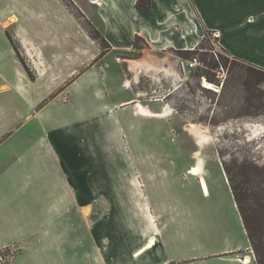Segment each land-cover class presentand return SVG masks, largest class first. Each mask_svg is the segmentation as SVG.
Masks as SVG:
<instances>
[{"label": "crops", "instance_id": "obj_1", "mask_svg": "<svg viewBox=\"0 0 264 264\" xmlns=\"http://www.w3.org/2000/svg\"><path fill=\"white\" fill-rule=\"evenodd\" d=\"M87 1L104 23L109 56L194 52L209 32L226 55L264 71V0H146L144 10L137 7L142 0ZM88 41L87 47H75V56L62 59V69L57 62L58 71L47 82H57L56 88H47L49 96L65 84L60 94L76 101L69 105L71 121L61 127L26 129L22 124L13 130V94L0 79V251L21 248L4 264H256L234 201L230 226L220 221L216 209L153 204L134 171L91 169L94 126L99 122L107 128L113 118L99 113L117 105L137 109L140 101L109 102V82L119 81L116 71L135 60L110 59L108 72L116 73L104 75L92 66L89 35ZM24 44V53L37 54L33 68L38 77L49 75L52 65L41 55L42 48ZM26 109L31 120L42 108ZM199 183L205 196H211L208 186L205 192Z\"/></svg>", "mask_w": 264, "mask_h": 264}, {"label": "rangeland", "instance_id": "obj_2", "mask_svg": "<svg viewBox=\"0 0 264 264\" xmlns=\"http://www.w3.org/2000/svg\"><path fill=\"white\" fill-rule=\"evenodd\" d=\"M103 25L96 6L87 0H0V79L9 85L7 93L19 97L15 100L12 95L11 99L13 130L22 124L33 129L40 125L61 127L71 121L69 105L76 102L74 97L67 101L60 94L65 84L49 96L47 88H56L57 79L52 77L54 83L47 82L58 65L64 67V57L75 56L76 46L89 45L88 35L92 66L97 65L104 75L115 72H108L110 59L140 61L150 53L160 60L157 65L173 68L177 77L154 69L141 72L136 80L131 61L130 66L116 71L119 81L109 82V102L118 104L136 98L146 108H154L155 113L170 107L168 116L140 117L131 105H117L107 114L100 112V116L113 114V118L110 116L107 128L99 122L94 126L91 169L134 171L153 204L216 209L220 221L230 226L234 219L229 207L234 201L239 213L244 212L256 230L264 231V205L260 206L264 204V135L252 136L246 127L248 123L264 126V71L226 55L209 32L194 52L153 51L143 55L136 51L109 56L111 47L104 42ZM25 42L42 48L41 55L52 65L49 75L38 77L39 72L33 68L37 54L24 53ZM137 45L143 49L139 40ZM205 79L218 91L204 87ZM104 81L103 88L107 85ZM117 85L119 89H114ZM120 90L126 92L121 95ZM29 106L32 112L42 108L31 120L26 117ZM90 117L93 119V114ZM190 124L209 129L214 140L200 147L187 129ZM222 126L226 130H220ZM21 134L12 141H18ZM103 140L107 143L102 144ZM198 151L203 156L199 164L204 180L190 176ZM198 178L205 192L208 186L211 196H205ZM234 236L240 239L239 232ZM251 249L258 264L252 245ZM20 251L19 245L0 251L4 253V259L0 254L1 264Z\"/></svg>", "mask_w": 264, "mask_h": 264}, {"label": "bare ground", "instance_id": "obj_3", "mask_svg": "<svg viewBox=\"0 0 264 264\" xmlns=\"http://www.w3.org/2000/svg\"><path fill=\"white\" fill-rule=\"evenodd\" d=\"M15 18H13L12 21ZM156 70V71H161V72H165L167 75H175L177 77L176 72L173 70V68H166L163 66H159L156 64V58L154 57H146L143 60H137V61H132V65H131V71L136 75V80H139L140 78V74L141 72H149L151 70ZM127 86L130 84L129 81L126 82ZM203 86L208 88V90H217V87L211 83H209L206 79L203 80L202 82ZM138 104V103H137ZM168 109L170 110L171 108L168 107ZM168 109L165 111H162L160 113H155L153 111H151L150 109L146 108L144 105H142L141 103L138 104L137 107V113H135V115L140 116V117H153L155 119H164L166 118L168 115H166L168 113ZM246 127L248 130L252 131V136H260V135H264V126L263 125H259V123H248L246 124ZM187 129L189 130V133L194 136L198 142V145H200V147H203L205 145V142L207 143L208 141H213L214 137L213 135L210 133L211 131L209 129H205L202 128L201 126H197V125H193L190 124L188 125ZM226 130V128L224 126H222L220 128ZM202 154L201 152H196V159H197V163L195 166L192 167L191 170V175L195 176V177H201L204 180L203 177V172L202 169L200 168V160H202ZM206 182H204V186H205ZM151 243L153 244V241L151 240Z\"/></svg>", "mask_w": 264, "mask_h": 264}, {"label": "trees", "instance_id": "obj_4", "mask_svg": "<svg viewBox=\"0 0 264 264\" xmlns=\"http://www.w3.org/2000/svg\"><path fill=\"white\" fill-rule=\"evenodd\" d=\"M137 7L140 10L147 9L149 7V2L146 0L139 1L137 3ZM94 39H96V38H94ZM104 42L107 43V41H105V39H104ZM262 205H264V204H260V206H262ZM240 214H241V217L243 219L242 222H243V225H244L246 232L248 234V239L250 241V244L253 246V248L257 254L256 255L257 263L258 264H264V231L256 230L254 228V225H252L250 223V221H248L249 218L247 216H245L244 212H242L241 210H240ZM0 254L2 256V259H4V253L1 252Z\"/></svg>", "mask_w": 264, "mask_h": 264}, {"label": "built area", "instance_id": "obj_5", "mask_svg": "<svg viewBox=\"0 0 264 264\" xmlns=\"http://www.w3.org/2000/svg\"><path fill=\"white\" fill-rule=\"evenodd\" d=\"M251 251H252V250H251ZM251 251H250V252H251Z\"/></svg>", "mask_w": 264, "mask_h": 264}]
</instances>
